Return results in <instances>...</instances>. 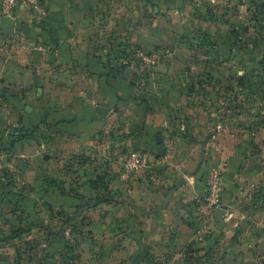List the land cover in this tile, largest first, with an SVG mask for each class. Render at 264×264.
Segmentation results:
<instances>
[{
    "label": "crops",
    "instance_id": "obj_1",
    "mask_svg": "<svg viewBox=\"0 0 264 264\" xmlns=\"http://www.w3.org/2000/svg\"><path fill=\"white\" fill-rule=\"evenodd\" d=\"M81 1L21 0L11 16H0V132L39 127L14 142L0 133V173L13 177L0 176V264H68L57 234L63 228L71 255L81 253L77 264H217L213 251L228 239L231 204L255 145L242 103L224 97V90L235 97L249 91L257 72L232 30L254 1L260 10L264 1L160 0L145 32L130 11L128 41L164 77L150 85L113 75L100 54L76 47L87 15L79 13L111 4ZM137 148L159 155L143 174H127L120 158ZM212 163L225 166L226 213L209 221L198 199L206 202ZM96 191L121 192L123 202L96 204ZM19 199L32 204L29 222ZM9 212L21 226L36 225L8 240ZM204 225L210 232H202Z\"/></svg>",
    "mask_w": 264,
    "mask_h": 264
},
{
    "label": "rangeland",
    "instance_id": "obj_2",
    "mask_svg": "<svg viewBox=\"0 0 264 264\" xmlns=\"http://www.w3.org/2000/svg\"><path fill=\"white\" fill-rule=\"evenodd\" d=\"M85 1L87 0L81 2L85 3ZM107 1L111 4L110 6L108 4L106 8L99 9L96 6L88 12H84L86 9L83 11L80 9L82 14L79 13V17L82 18L85 13H87V17H84L83 24L79 27L77 35L81 40L77 42L76 47L100 54V59L107 68L113 70V75L120 73V76H129L138 81L143 80L148 84L154 80L157 81L156 74L158 72L155 73L157 62H153V59L148 55H139L140 45L128 41V38L131 26L130 11L133 18L137 20V30L145 32L150 19L153 20L160 14L161 9L157 11L154 8L160 0ZM121 1H126L127 6L130 1L133 4L138 1V6L135 8L133 5L130 10V8L123 9L124 4H121V8H117ZM173 1L179 2V0ZM254 2L257 7L259 3ZM255 7L245 12V18H240L239 24L232 30L236 36H239V44H244V48H248L252 61L250 70L257 71L256 74L250 75L251 78H248V81H251V88L236 97L228 90L223 91L225 92L224 97L226 96L227 99L233 96L231 102L242 103L241 113L248 117L245 124L246 130L249 125L253 126L252 142L255 145L245 162L244 171L238 182L237 195L234 196L231 204L227 229H224L225 233H228L229 243L225 239L213 251L218 257L214 258L217 264H264V66H260L263 71L258 69L260 60H264V3L261 10ZM80 11L76 10V12ZM242 20L244 23L241 22ZM133 28L135 27L133 26ZM120 35L124 39L118 40ZM129 49H133L135 52L131 53L128 51ZM170 76L172 77L173 74ZM158 77V80L164 79L163 75ZM81 80H83L82 76ZM257 119L263 120V122L255 121ZM259 144H261V148H259ZM123 157L124 155L118 164L121 170ZM140 174L143 172L134 173V175ZM222 234L223 232L219 230L218 238ZM224 254H229V259L225 260ZM207 260L209 261L208 258ZM215 261L213 260V262Z\"/></svg>",
    "mask_w": 264,
    "mask_h": 264
},
{
    "label": "built area",
    "instance_id": "obj_3",
    "mask_svg": "<svg viewBox=\"0 0 264 264\" xmlns=\"http://www.w3.org/2000/svg\"><path fill=\"white\" fill-rule=\"evenodd\" d=\"M20 5L21 0H0V16H11ZM156 160L155 155L147 149L137 148L124 154L121 160V167L125 173L134 174L148 170ZM224 173L225 166L223 164L212 163L207 168L205 175L207 190L204 197L206 202L204 203L201 198L198 199L201 216L204 220L214 219L217 208H221ZM202 232L208 233L210 229L204 225Z\"/></svg>",
    "mask_w": 264,
    "mask_h": 264
},
{
    "label": "trees",
    "instance_id": "obj_4",
    "mask_svg": "<svg viewBox=\"0 0 264 264\" xmlns=\"http://www.w3.org/2000/svg\"><path fill=\"white\" fill-rule=\"evenodd\" d=\"M236 37L239 39V36H236ZM259 63H260L259 66H261V67L264 66V61L259 62ZM132 84L135 85L134 82H132ZM215 97L217 99L216 100L217 104L219 106H221L222 105L221 98L219 97V95H216ZM43 123L46 124L47 122H43ZM38 128H39L38 126H32V127H28L27 128L25 126H22V124H20L19 126L14 127V128L12 126L6 127L0 133L2 134V136L8 135L10 137H13L14 140H12V141L14 142V141H17V140H23L30 133H33V132L37 131ZM1 143H2V145H1L0 149H3L5 147V144H3V142H1ZM147 150L149 152H151L153 155H155L156 158L158 157L159 154H157V153H155L153 151H150V149H147ZM77 159H80V158H77ZM92 159H93L92 155L89 156V157H85L86 163L87 162H92ZM74 165L75 164L72 163V165H71L72 169L76 168V166H74ZM0 176L2 178L6 177L8 179H12V181H13V177L10 174L5 176L2 173H0ZM76 181H77V184L79 185V187L81 188L82 187L81 181L80 180H76ZM90 185H91L92 188L97 189V187L95 188V180H90ZM119 195H121V192H107L106 194H103L101 192L99 193L98 191H96L95 202H96V204H100V203H103V202H110L113 205H119L121 202H123V201H121L118 198ZM19 200H20L19 201L20 208H23V206H24L25 207V211H27L28 214L30 215L27 218L28 222H29V219L32 218V204H29L24 199H19ZM6 214L10 215V218L12 219V221L14 223L12 232L10 233V235L6 236V239H8V240L20 237L22 234L30 231L34 227V225H36L35 222L30 221V224H26V226H21L22 225V219L20 217L18 219L14 218V220H13L14 215H13L12 212H9V213H6ZM18 222H20V225H18ZM57 234L59 235V237L61 239H63L65 241L64 245H66L65 247H66V249H68L66 251V254H65L66 259L69 261L68 264H77L74 260L76 258L80 259L81 258V253L78 252L75 255H71L72 252L70 250V247L68 246V240L66 239V236H65V228L59 230L57 232ZM50 258H51V251L49 252V250H48V253H47V256H46V259H45V263H48ZM122 264H125V263L122 262Z\"/></svg>",
    "mask_w": 264,
    "mask_h": 264
},
{
    "label": "water",
    "instance_id": "obj_5",
    "mask_svg": "<svg viewBox=\"0 0 264 264\" xmlns=\"http://www.w3.org/2000/svg\"><path fill=\"white\" fill-rule=\"evenodd\" d=\"M159 139H160V136H159ZM225 213H226V208H218L215 212L218 220H220Z\"/></svg>",
    "mask_w": 264,
    "mask_h": 264
},
{
    "label": "flooded vegetation",
    "instance_id": "obj_6",
    "mask_svg": "<svg viewBox=\"0 0 264 264\" xmlns=\"http://www.w3.org/2000/svg\"><path fill=\"white\" fill-rule=\"evenodd\" d=\"M264 61V60H261V62Z\"/></svg>",
    "mask_w": 264,
    "mask_h": 264
}]
</instances>
